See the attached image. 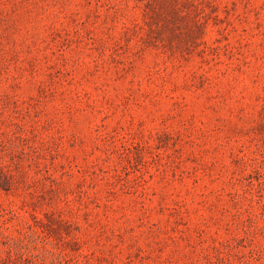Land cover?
<instances>
[{
	"label": "rangeland",
	"instance_id": "rangeland-1",
	"mask_svg": "<svg viewBox=\"0 0 264 264\" xmlns=\"http://www.w3.org/2000/svg\"><path fill=\"white\" fill-rule=\"evenodd\" d=\"M0 264H264V0H0Z\"/></svg>",
	"mask_w": 264,
	"mask_h": 264
}]
</instances>
